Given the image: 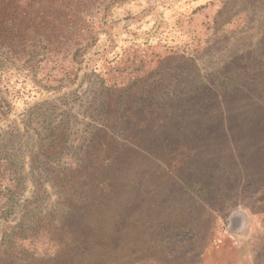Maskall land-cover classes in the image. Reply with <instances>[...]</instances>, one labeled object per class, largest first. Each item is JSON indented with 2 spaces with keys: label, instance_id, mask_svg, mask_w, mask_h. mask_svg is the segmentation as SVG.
<instances>
[{
  "label": "rangeland",
  "instance_id": "rangeland-1",
  "mask_svg": "<svg viewBox=\"0 0 264 264\" xmlns=\"http://www.w3.org/2000/svg\"><path fill=\"white\" fill-rule=\"evenodd\" d=\"M92 4L104 32L72 86L42 91L18 50L0 48L12 111L0 160L25 166L22 206L44 191L34 216L12 222L73 235L66 255L35 264H264V0ZM102 81L127 89L111 120ZM63 168L92 181L62 187Z\"/></svg>",
  "mask_w": 264,
  "mask_h": 264
},
{
  "label": "trees",
  "instance_id": "trees-1",
  "mask_svg": "<svg viewBox=\"0 0 264 264\" xmlns=\"http://www.w3.org/2000/svg\"><path fill=\"white\" fill-rule=\"evenodd\" d=\"M93 1L103 3L105 0H0V48L9 47L14 52L18 50L20 59L25 60V67L31 68L27 74L32 76L34 84L42 91L57 93L76 84L86 54L96 45L99 34L104 32L105 25L94 21L101 9L93 4L87 5ZM30 48L34 49V55L29 52ZM101 85L108 97L105 101L107 113L105 112L104 119L111 120V115L119 108V96L122 98L127 89L117 91L114 87H106L105 81ZM3 104L0 103V121L5 115L12 113L9 106L7 108ZM105 123L100 124V128L95 127L96 134H91L90 142L99 144V135L111 131L108 128L110 122ZM63 127L61 134L64 133L65 139L69 130L67 126ZM111 140L106 134L100 148L109 152ZM63 144L60 143L56 151L63 153ZM49 149L51 146H46L44 153ZM0 154L4 155L2 152ZM45 155L48 160L50 152ZM108 155L111 156V153ZM17 159L15 155L14 158L3 156L2 161L0 160L4 163L0 165V169H3L0 171V264H35L44 258L53 260L64 256L73 238L72 233L66 230L67 225H62L60 231L54 230L55 224L52 222L35 223L29 227L22 221L12 222L17 214H21V219L34 216L39 206V196L44 195L43 189L37 186L39 195L36 201H26L22 206L20 200L25 193V180L28 178L23 174L24 164L20 165ZM31 173L33 176L41 172H35L33 164ZM45 173L47 182L54 185V174ZM62 175V179L56 178L62 181V187H67L70 180H86L80 169H64ZM87 180L85 182L88 183L92 178ZM42 230L45 234H42ZM42 239H48L51 247H37L44 245Z\"/></svg>",
  "mask_w": 264,
  "mask_h": 264
}]
</instances>
